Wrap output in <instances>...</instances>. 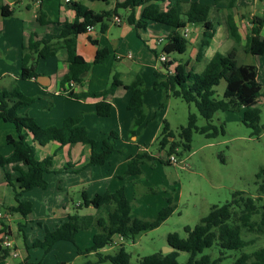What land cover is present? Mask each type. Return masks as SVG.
I'll list each match as a JSON object with an SVG mask.
<instances>
[{"label":"trees","instance_id":"trees-1","mask_svg":"<svg viewBox=\"0 0 264 264\" xmlns=\"http://www.w3.org/2000/svg\"><path fill=\"white\" fill-rule=\"evenodd\" d=\"M94 1V0H92ZM108 3L110 0H99ZM166 0H123L116 2L113 9L95 11L77 0L68 2L69 8L75 12V20L64 22L59 34L54 38H40L35 32H30L27 43L22 46L21 53V74L20 78L27 79L36 74V64L38 59L55 55L60 49L66 53L67 71L60 76V92L72 99L98 98L95 103V113L98 116H109L111 103L107 96L111 95L117 86H123L129 93L127 110L138 111L139 116L135 118L134 125L142 124L146 119L142 113L143 97L146 89L143 80L136 75L133 80L124 84L117 76H113L111 84L100 91H90L75 93L70 85L80 84L82 74L90 70L93 64L102 63L109 55L107 47L100 46L96 39H91V43L97 46L92 62L86 61L76 48V37L80 33L86 32L87 26L99 24V30L105 32L113 16L118 15V9L125 11L123 15L125 22L132 26L139 35L140 30H145L150 22H156L169 27V32L165 35V42L158 52L155 48L151 51L158 58L160 53L169 55L177 52L183 54L187 48V40L184 37V29L188 23H195L202 26V33L197 45V59L199 60L210 43L214 31V24L207 18V6L194 2L190 6L186 20L180 13L179 2L171 4L165 9L160 8V3ZM214 4H223L226 9V23L229 33L234 40L235 47L227 53L216 52L205 62L204 68L200 72H193L185 69V65L178 62L171 70V65L176 61L170 58L161 62L167 74L164 80H159V75L155 70L156 80L154 87L162 85L166 94L170 93L175 97H180L187 103H192L198 114L205 120V124H196L197 116L189 113L187 123L181 126L178 131L180 142L176 141L174 132L169 128L167 121H164L159 135V150L166 149L167 155L177 154V147L181 144L183 150L190 148V141L193 132L212 138L218 135V127L212 123L216 112H240L242 111V122L252 129L253 135H259L261 126L259 125L260 109L258 100L264 95L262 85L258 81V68L251 63L238 64L235 60V48L240 41V34L234 21L233 8L236 0H214ZM142 7L139 16L136 17L135 10ZM0 13L3 16L12 15V10L7 5L0 6ZM40 23H47L45 18L39 19ZM264 17L254 15L251 19L252 26L246 36L245 50L253 55H264V36L261 28ZM225 80V88L220 97L215 94L214 87L220 80ZM34 101L33 97L25 96L14 85L11 89H0V119L11 122L15 128V135H7L5 140L13 147L10 155L4 156L0 153V166L12 165V171L4 172L5 182L11 187L16 205L10 206V211L19 212L24 218L32 212L31 203L21 201L20 195L32 188L45 189L47 182L45 174L52 172V156L48 155L41 160L35 157V145H44L54 140L60 145L82 143L90 146V154L87 166L104 164L109 160L115 151L114 140L117 134L111 131L101 142L90 139L87 130L81 124L82 115L68 116L62 120L59 126L51 125L39 126L35 120L27 114H21L20 110L29 106ZM223 132V126L220 125ZM101 143L100 150H96ZM129 161L125 174L140 175V164L144 159L151 160L152 155L147 152L129 156ZM169 163L168 161H165ZM260 173L256 178H260ZM257 182V181H256ZM257 196L245 193L242 190L232 192V198L221 205H212L207 215L202 217L193 227L184 226L187 236L179 237L178 233L167 235V245L173 250L167 253L162 251L142 256L137 263L130 262V256L123 246H120L115 254H103L100 249L113 242L115 235L123 239H134L139 233L159 226L170 216L174 210L171 199H167L168 204L161 208L155 218L144 220L131 217V205L128 201L123 187L114 192H104L95 194L89 198L85 191H82L84 205L99 207L102 204H114L106 219L92 216L80 215L77 211L69 214L67 220L56 225L53 229L45 228L42 239H36L33 247H40L44 252L57 241H69L76 247L77 254L85 255L93 253L96 259L89 264H179L177 261L178 251H185L189 256L184 264H218L223 259V255L212 258L209 254H202L199 258L197 254L204 248L212 246L214 243L222 249L240 250L241 253L230 264H264V246H259L250 252L243 249L254 244V238H246L244 233L253 236L264 235V181L257 182ZM262 201V202H261ZM91 224H95L97 229L92 235L90 247L82 250L75 243V234L85 229ZM4 234L9 235L7 229ZM0 239V264H5L13 247H5Z\"/></svg>","mask_w":264,"mask_h":264},{"label":"rangeland","instance_id":"rangeland-1","mask_svg":"<svg viewBox=\"0 0 264 264\" xmlns=\"http://www.w3.org/2000/svg\"><path fill=\"white\" fill-rule=\"evenodd\" d=\"M28 1L30 0H22L21 2L24 4H20L21 6L12 5L14 13L10 17L0 18V70L4 66L2 56L5 53V45L2 44L3 30H14L21 27L23 23H28L27 19L33 14V12H24L25 4ZM77 1L95 11L106 8L105 2L99 0ZM166 1L172 4L176 1L179 2L180 13L184 20H186L192 3L197 2L207 6V18L216 27L215 36L222 34V31H220L222 26L216 25L217 22H221L218 12L222 6L214 4V0ZM61 2L63 0H50L49 4L56 9L59 8ZM236 8L245 17V14H249L253 10L255 13L261 14L264 10V0L257 1L256 5L254 0H236ZM118 14L123 16L125 14L124 9H118ZM240 23L241 31L244 34L248 29V25L246 22ZM108 25L109 31L106 35H102V45L108 47L109 56L102 63L92 65L85 78H90L95 72H99L97 78L98 82H101V79L106 75V79L102 83L104 84L103 89H105L111 84L115 73H118L119 79L125 82H130L136 75H139L146 89L142 106V113L145 115L146 121L140 125H134V120L139 116V112L127 110L126 105L129 101L127 91H124L123 96L115 95L111 99V111L108 117L97 116L95 108H88L87 106L79 109V111H74L65 102V109L76 112L75 115L81 113V124L85 126L90 139L101 142L111 131L116 132L115 151L103 165L84 166L82 170L76 173H66L64 171L65 166L59 167L60 162H56L61 158V155L58 154L53 163L61 170L53 168L52 172L45 174L46 189L33 188L19 197L21 201L31 203L32 214L26 219L22 218L14 222V228L16 229L18 226V231L15 230V240H13L16 241L19 249L18 259L28 255L27 261L31 264H89L96 259L94 254H77L75 245L69 241L55 242L47 252H44L40 247H33V242L36 239L43 238L45 228L51 230L67 220L66 215L61 219L55 216L53 214L54 207L67 205L70 214H72L76 212L74 211L76 204L81 203L80 210H78L80 215L92 216L93 220L107 218L114 204H102L97 210L92 205H87L90 208H86L81 197L83 190L91 198L95 194L114 192L116 189L123 187L131 205L130 216L144 220L155 218L157 212L168 204L167 199H171L174 210L159 226L139 233L133 240L123 239L122 237V239H119V235H115L114 237L118 239V242L107 245L103 251V253L112 254L120 246H123L130 256V262L137 263L142 256L159 251L163 252L168 246L167 235L169 233L176 232L179 237L185 238L187 234L184 231V226L193 227L202 217L207 215L212 205H221L230 201L233 191L242 190L247 194L257 196V182L264 181V95L260 96L258 100L260 109L259 125L261 126L259 135H253L252 129L242 122V111H218L212 119V123L218 127V135L207 138L201 133L193 132L190 148L183 150V146L180 144L177 147V154H174L176 162L166 163L163 158L168 154L166 149L159 150L158 148L159 135L164 121L168 122L169 128L174 132L175 139L178 142H180L178 137L179 128L186 125L189 113L196 114V124L198 126L205 124V120L198 114L192 103H187L180 97L173 96L170 91L167 95L162 85L156 87L153 85L156 80L154 66L159 65L157 67L159 80L165 79L167 71L151 49L155 48L158 52L161 50L165 42L163 30H167L169 27L156 22L149 23L145 30L139 31L143 38L139 39L131 28H127V32L122 34L120 27L111 23H108ZM197 26L200 27L199 24L195 23L186 25L187 33L183 35L187 40V48L183 54L173 52L167 55L169 58H174L184 64L185 69L193 72H200L212 54L211 48H209L203 59L194 61L192 64L190 62L186 63L195 47L192 40L198 36ZM96 31H99V25L96 26ZM158 38H162V42L156 46L155 42ZM223 39L224 45L217 49L220 53H226L229 49L235 47L232 38L224 36ZM113 40L118 41L119 48L116 49V52L124 55L130 53L133 59H136L135 62L140 63V67H132V70L130 63L134 60L114 58ZM244 41L241 40L236 47L237 61L238 63H251L257 66V79L262 85V90H264V55L256 56L246 52ZM138 57L140 58L137 60ZM94 79L92 78L93 82ZM224 88L225 80L221 79L219 84L214 87L217 97L222 95ZM49 96L51 95L46 97V103L42 101V104L38 99L44 100L45 97L42 95L39 98L33 97L34 103L29 106V113L46 117V111L52 108ZM53 107L54 111L52 113L62 114L60 112L62 109L61 102H55ZM39 116L38 118H40ZM220 125L223 126V132L220 131ZM132 136H134V139ZM84 146L85 149H90L89 145ZM100 148L101 143H99L96 150L98 151ZM143 152H147L153 158L151 160L144 159L140 167L142 171L140 175L130 181L126 180L125 173H119L115 176L125 159ZM85 156L83 153L80 159L83 165ZM259 172H261L260 178L257 179L256 174ZM82 177L85 178V182L81 181ZM96 229L97 226L91 224L87 228L79 230L75 235L76 245L82 250L90 247L92 233ZM244 236L255 240L254 244L243 249L244 252H250L259 246H264V235L255 237L250 233H244ZM13 252L11 250L9 256L13 255ZM240 253V250L222 249L214 243L212 246L204 248L202 252L197 254V257L199 258L202 254H209L212 258H216L222 254L223 259L218 264H230L239 257ZM188 256V252L178 251V263L184 264Z\"/></svg>","mask_w":264,"mask_h":264},{"label":"crops","instance_id":"crops-1","mask_svg":"<svg viewBox=\"0 0 264 264\" xmlns=\"http://www.w3.org/2000/svg\"><path fill=\"white\" fill-rule=\"evenodd\" d=\"M21 1L22 0H10V1L9 0H0V6L7 5L9 7V9H11L12 12L14 13V9L11 6L12 5H20V4L23 5L24 3H22ZM121 1H123V0H110L108 3H105L106 8L103 10L113 9L115 6V3L121 2ZM257 1H262V0H257ZM257 1L254 0L255 5L257 4ZM49 2H50V0H30V1H28L25 4L24 12H27V13L33 12V14L30 15V18L27 19L28 23L27 24L23 23L21 27H17L14 30H3V35H2V37H3V43L2 44L5 45V53L2 56L4 66H3V69L0 70V89H11L14 85H16L18 87V89L20 90V92L23 93L25 96L38 97L39 98L42 95L43 97H45L44 100L38 99L41 104L43 102L46 103L47 95H51V96H49L50 97L49 100L52 103V108L46 111V113H47L46 117H40L38 114H37V116H35L34 114L29 113L30 112L29 106H31L34 103V101L29 106L24 107L20 110L21 114L29 115L41 127H46V126H50V125L59 126L65 117L76 114V112H72L69 109L64 108L65 102H66V104H68L70 109H72L74 111H79V109L85 108L86 106L88 108H95V103L101 99V97H98V98L88 97V98L72 99V98H69L60 92L59 79H60V76L63 75L67 71L66 53H65L64 49H60L55 55H51V56H48L46 58L38 59L37 64H36V70H35L36 74L33 77H30L27 79L20 78L22 46L27 43L28 36H29L30 32H35L37 34V36L40 38H51V37L54 38L58 35V33L62 27V24L64 22H72L75 20V12L71 8H69L68 3H65L64 0H63V2L60 3L59 8H56V9H54L49 4ZM171 4L172 3L168 2V1L162 2V3H160V8L165 9L166 7L170 6ZM219 5L222 6L220 11L218 12V17L220 18L221 22H217L216 25L222 26V28L220 29V31H222V34L217 35V37H216L215 36L216 27L214 26V31H213L212 38L210 39V43L206 47L203 56L199 60L204 58L205 53L207 52V50L209 48H211L210 50H211L212 54L209 56L208 60L216 52H219L217 49L224 45V39H223L224 36L232 38L230 33H229L228 26L226 23V9H225L223 4H218L217 6H219ZM141 9H142V7L136 8V10H135L136 17L139 16ZM245 15H246V17L244 16V14H242L240 11H238V9L236 8V5H235V7L233 8L234 21L237 25L238 32L240 34V41L245 40L244 42L246 45V36L248 35L249 29L252 26V24H251L252 17L254 15H259V16L264 17V10H262L261 14L255 13V11L253 10L251 13L245 14ZM249 15H251V16L248 17ZM10 16H3L0 13L1 19L7 18ZM116 16H118L122 20L121 24H117L113 20H110L109 22H107V24L111 23L115 26L120 27L122 29V34H124L123 32H127V30H128L127 28H131L132 30H134L132 28V26L128 25L125 22L123 16H121L119 14ZM40 18L41 19L45 18L47 20V23H44V24L40 23L39 22ZM240 22H242V23L246 22V24L248 25V29L244 34L241 31V26H240L241 23ZM150 23H152V22H150ZM96 26L97 25L93 26V30L91 32L80 33L76 37L77 52L88 62L93 61L94 56H95V52H96V48H97V46H95L94 44L91 43V39H96L98 41L99 45L101 46L103 44L102 35H104V34L106 35V33L109 31V25L107 26L105 32H103V33L100 30L96 31ZM202 29L203 28L201 25H200V27L199 26L196 27L198 36L196 39L194 38V40H192L193 46H195V47L193 48L192 54L189 56V58L186 61L187 64L189 62L192 64L194 61H199L196 57V55H197L196 43L198 41L199 36L202 33ZM168 32H169V29L163 30V33L165 35ZM135 33H136V31H135ZM261 34L264 36V23H263L262 28H261ZM136 36L139 39H143L140 34L139 35L136 34ZM232 40H233V38H232ZM240 41H239V43H240ZM117 42H118L117 40H113V44H114L113 57L117 58V59L129 58L130 60H134L133 62L131 61L132 63H130L131 69H132V67H134V68H136V67L138 68V66L140 67V63L135 62L136 59H133V56L130 53L124 55V54L116 52V49L119 48V46L117 45ZM233 42H234V40H233ZM102 46H104V45H102ZM231 49H229V50H231ZM139 58L140 57H138L137 60ZM235 60L237 61L236 48H235ZM178 62L179 61H175L173 63V65L170 66L169 69L171 70ZM237 63H238V61H237ZM238 64H243V63H238ZM93 65H96V64H93ZM158 66L159 65H155L154 68L159 75V72H158L159 70L157 69ZM87 72L82 74V82L80 84H73L71 86L72 90L75 93L103 90L104 84H102V83H103L104 79H106V75L103 79H101V82H98L99 80L97 78V74L99 72H95L94 75L90 76V78H85ZM101 74H103V73H101ZM113 76H117L119 78L118 73H115ZM92 78H95L94 82L92 81ZM120 80L124 84H128L132 81L131 80L130 82H125L122 79H120ZM124 91H127V90L123 86H117L115 88L114 92L111 95L107 96L106 100L111 103V99L115 95H117V96L122 95L123 96ZM33 95H37V96H33ZM55 102H57V103L61 102L62 103V109L60 110V112H62V114H60V115H58V113H56V114L52 113L54 111L53 104ZM38 116L40 118H38ZM106 117H108V116H106ZM81 121H82V119H81ZM7 135H12V136L15 135L14 125L11 122L3 121L2 119H0V153L4 156L10 155L13 151V147L10 144H8L5 140ZM132 138L134 139V136H132ZM84 145H87V144L75 143V144L60 145L57 141L51 140V141L45 143L44 145H38V144L35 145V147H36L35 157H36V159L41 160L48 155H52V169L55 168V169L61 170L60 168L56 167V164L53 163L54 158H56V156L58 154H60L61 158L58 159L57 162L55 161L56 163L60 162L59 167L65 166L64 171L66 173H76V172L82 170V168H84V166L85 167L87 166L86 164L88 162L90 149H87V148L85 149ZM83 153L86 155L84 158V165L81 164V162H80L81 161L80 159H81ZM87 155H88V157H87ZM128 161H129V158L124 160V162L119 167L120 170H118L116 172L115 176H117L119 173H121V174L125 173ZM65 164L67 165V167ZM101 165H103V164H101ZM141 165H142V163L140 164V167H141ZM79 167H80V169H78ZM5 171H12V165L8 164V165H5L3 167L0 166V239L3 238L4 230L7 229L9 231L8 237L11 240V247H13L17 253L15 256H13V255L9 256L6 259L5 264H31V262L27 261V259L29 258L28 255H27V257H21L20 259H18L19 255H20L19 249H18L16 241H14L15 240L14 239V235H15L14 232H15V230H17L18 226L15 229L14 228L15 227L14 222L21 220L22 218L26 219V218L30 217L32 212L30 215H28L26 218H24L19 212L9 210L10 206L16 205V200H15L14 193H13L11 187L5 182V179H4V172ZM79 173L81 174V172H79ZM125 176H126L125 177L126 180L130 181L131 179H134L138 175L125 174ZM84 179L85 178L82 177L81 181L85 182ZM120 181H122V180H120ZM32 189H30V190H32ZM39 189H41V188H39ZM30 190L23 192L20 196H22L23 194H25L26 192H28ZM42 190H44V189H42ZM83 191H85V190H83ZM81 197H82V192H81ZM81 205H82L81 203H77L76 209L74 211H77L79 213L78 210H80ZM85 207L90 208V206H86V205H85ZM99 207H96L94 209L97 210ZM53 214L55 216H57L59 219H61V217H64L65 215L68 216L70 214V209L67 207V205H64L62 207H54ZM94 232H95V230H94ZM93 233H92V235H93ZM118 238L120 239L121 236H118ZM91 241H92V238H91ZM115 242H118V239H115V237H114L113 242L109 245H112ZM106 246H104L103 248L100 249L101 253H103ZM118 249L116 250V252L118 251ZM116 252H114L112 254H115ZM89 254H93V253H89ZM103 254H110V253H103ZM62 264H65V263H62Z\"/></svg>","mask_w":264,"mask_h":264},{"label":"built area","instance_id":"built-area-1","mask_svg":"<svg viewBox=\"0 0 264 264\" xmlns=\"http://www.w3.org/2000/svg\"><path fill=\"white\" fill-rule=\"evenodd\" d=\"M70 0H64L65 3H68ZM112 20L117 23V24H121L122 23V20L118 17V16H113ZM93 30V26H87L86 28V32L89 33ZM184 35L187 33V29L185 28L184 31H183ZM162 42V38H158L155 42V45H159L160 43ZM170 58L164 54V53H160L159 57H158V60L160 62H165L167 60H169ZM70 85H73V82H70ZM165 159V161H168L169 163H175L176 162V157L174 154L172 155H167V156H164L163 157ZM2 245L5 246V247H9L11 248V241L8 237V235L4 234L3 235V238H2ZM13 255L15 256L17 253L15 250H13Z\"/></svg>","mask_w":264,"mask_h":264},{"label":"water","instance_id":"water-1","mask_svg":"<svg viewBox=\"0 0 264 264\" xmlns=\"http://www.w3.org/2000/svg\"><path fill=\"white\" fill-rule=\"evenodd\" d=\"M171 250H173V248L170 247V246H167V247L165 248V250L163 251V253L170 252Z\"/></svg>","mask_w":264,"mask_h":264}]
</instances>
